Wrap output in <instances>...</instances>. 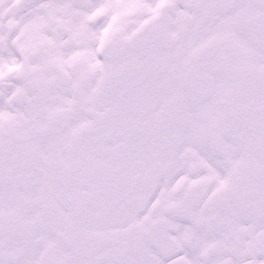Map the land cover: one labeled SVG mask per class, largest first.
Instances as JSON below:
<instances>
[{
	"label": "snow or ice",
	"instance_id": "obj_1",
	"mask_svg": "<svg viewBox=\"0 0 264 264\" xmlns=\"http://www.w3.org/2000/svg\"><path fill=\"white\" fill-rule=\"evenodd\" d=\"M0 264H264V0H0Z\"/></svg>",
	"mask_w": 264,
	"mask_h": 264
}]
</instances>
